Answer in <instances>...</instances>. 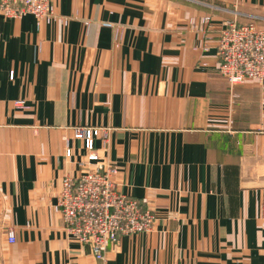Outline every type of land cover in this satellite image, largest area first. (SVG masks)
Wrapping results in <instances>:
<instances>
[{
	"label": "crops",
	"instance_id": "1",
	"mask_svg": "<svg viewBox=\"0 0 264 264\" xmlns=\"http://www.w3.org/2000/svg\"><path fill=\"white\" fill-rule=\"evenodd\" d=\"M50 2L0 16V264H264V79L230 85L216 54L225 21L264 30V0ZM79 126L155 216L102 260L56 207L93 167Z\"/></svg>",
	"mask_w": 264,
	"mask_h": 264
},
{
	"label": "built area",
	"instance_id": "2",
	"mask_svg": "<svg viewBox=\"0 0 264 264\" xmlns=\"http://www.w3.org/2000/svg\"><path fill=\"white\" fill-rule=\"evenodd\" d=\"M26 14L46 22L56 19L50 0H0L1 17L18 19ZM216 54L217 73L230 85L264 79V30L254 22L225 21L217 31ZM106 132L101 134L103 142ZM97 133L92 127L75 128L73 137L83 141L85 159L93 167L76 177L62 178L56 207L65 231L86 246L95 259L102 260L120 237L150 231L155 216L150 208H143L136 199L118 191L113 180L116 167L95 151ZM66 152L69 155L68 149ZM7 239L9 243L15 241L12 231Z\"/></svg>",
	"mask_w": 264,
	"mask_h": 264
},
{
	"label": "rangeland",
	"instance_id": "3",
	"mask_svg": "<svg viewBox=\"0 0 264 264\" xmlns=\"http://www.w3.org/2000/svg\"><path fill=\"white\" fill-rule=\"evenodd\" d=\"M219 29V28H218ZM152 210V209H151ZM153 211V210H152ZM139 233H142V232H139ZM135 234H137V233H135Z\"/></svg>",
	"mask_w": 264,
	"mask_h": 264
}]
</instances>
